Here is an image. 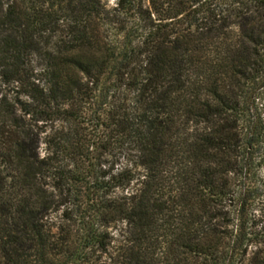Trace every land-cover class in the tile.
<instances>
[{"label": "trees", "instance_id": "trees-1", "mask_svg": "<svg viewBox=\"0 0 264 264\" xmlns=\"http://www.w3.org/2000/svg\"><path fill=\"white\" fill-rule=\"evenodd\" d=\"M263 91L264 0H0V264H264Z\"/></svg>", "mask_w": 264, "mask_h": 264}, {"label": "rangeland", "instance_id": "rangeland-1", "mask_svg": "<svg viewBox=\"0 0 264 264\" xmlns=\"http://www.w3.org/2000/svg\"><path fill=\"white\" fill-rule=\"evenodd\" d=\"M107 2H108V4L111 6V5H113V4L115 3V0H107ZM262 93H264V91H263ZM260 96H261V98H259V99L256 100V103H257L258 105H260V106H258V109L255 110V111H256V114H259V112L262 111V109L264 110V106H263L262 108H260L261 105H263V103H264L263 95L261 94ZM254 106H255V105H254ZM262 113H264V111H262L261 114H262ZM262 116H263V114H262Z\"/></svg>", "mask_w": 264, "mask_h": 264}]
</instances>
